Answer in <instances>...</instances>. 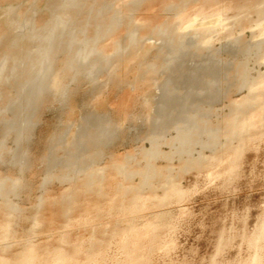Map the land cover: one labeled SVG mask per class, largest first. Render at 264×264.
<instances>
[{
  "label": "rangeland",
  "instance_id": "1",
  "mask_svg": "<svg viewBox=\"0 0 264 264\" xmlns=\"http://www.w3.org/2000/svg\"><path fill=\"white\" fill-rule=\"evenodd\" d=\"M0 264H264V0H0Z\"/></svg>",
  "mask_w": 264,
  "mask_h": 264
}]
</instances>
